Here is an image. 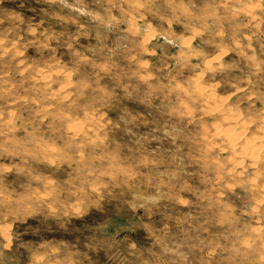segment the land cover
Masks as SVG:
<instances>
[{"label": "rangeland", "instance_id": "rangeland-1", "mask_svg": "<svg viewBox=\"0 0 264 264\" xmlns=\"http://www.w3.org/2000/svg\"><path fill=\"white\" fill-rule=\"evenodd\" d=\"M82 3L0 0V264H264V0Z\"/></svg>", "mask_w": 264, "mask_h": 264}, {"label": "bare ground", "instance_id": "bare-ground-1", "mask_svg": "<svg viewBox=\"0 0 264 264\" xmlns=\"http://www.w3.org/2000/svg\"><path fill=\"white\" fill-rule=\"evenodd\" d=\"M236 115V114H235ZM232 117V116H231ZM235 117H238V116H235ZM234 119V118H233ZM235 119H237V118H235ZM228 120H232L231 118H228L227 117V121ZM232 122V121H231ZM235 122V121H234ZM80 125V124H79ZM244 126V125H243ZM74 127H76V126H74ZM73 127V128H74ZM75 131V130H74ZM222 131V130H221ZM225 131V130H224ZM236 131V130H235ZM234 131V132H235ZM247 131V130H246ZM227 132H231V131H227ZM239 132H241V131H237L235 134L234 133H224V135L223 136H225L226 138H227V141H228V143H230V146H232L231 148L233 149V150H236V148L238 147V145H240L239 144V139H241V135H239V137H237L238 135H237V133H239ZM220 133V132H219ZM223 134V133H222ZM240 134V133H239ZM264 134V133H263ZM219 136V135H218ZM253 138V137H252ZM261 139H262V137H261ZM260 140V139H259ZM246 141V140H245ZM251 141H254V140H251L250 139V141L249 142H247L246 141V143L247 144H243L242 146H246L245 147V149L244 150H242L244 147H242L241 148V150L242 151H240V154H241V156H242V158H243V161L245 160V159H247V157L248 156H251V157H253L254 159H255V155H254V149L255 148H250V145H248L249 143L251 144ZM262 142H264V138H263V140H262ZM252 144H254V143H252ZM261 145V144H260ZM263 145V144H262ZM257 149V148H256ZM259 149H260V147H259ZM235 152V151H234ZM257 152V151H256ZM257 154V153H256ZM250 157V158H251ZM253 162V161H252Z\"/></svg>", "mask_w": 264, "mask_h": 264}, {"label": "clouds", "instance_id": "clouds-1", "mask_svg": "<svg viewBox=\"0 0 264 264\" xmlns=\"http://www.w3.org/2000/svg\"><path fill=\"white\" fill-rule=\"evenodd\" d=\"M50 2L60 5L62 8L67 7L77 12L81 11L85 7L82 0H76V3L73 4H69L68 0H50Z\"/></svg>", "mask_w": 264, "mask_h": 264}]
</instances>
